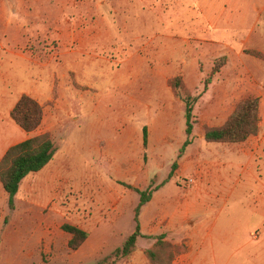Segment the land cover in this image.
<instances>
[{
    "label": "crops",
    "instance_id": "0c3cea01",
    "mask_svg": "<svg viewBox=\"0 0 264 264\" xmlns=\"http://www.w3.org/2000/svg\"><path fill=\"white\" fill-rule=\"evenodd\" d=\"M171 1L0 0V163L10 148L34 137L49 135L58 145L52 161L24 179L14 208L17 202L48 201L49 188L58 179L50 172L55 165L78 171V178L67 176L70 182L84 184L88 178L106 192L112 186L102 177L103 159L121 151L131 155L143 147L144 134L142 141L133 114L117 117L131 125L127 132H118L116 141L104 142L95 126L69 132L70 99L78 96L86 68L101 60L111 61L108 56L112 54L119 68L141 71L147 57L157 65L154 72L161 77L163 90L168 78L182 73L186 87L195 92L201 88L198 75L212 72L215 60L225 57L227 64L217 74L226 76L225 81L214 82L202 94L196 109L199 106L204 111L198 120L219 128L244 98L254 97L260 100L259 134L240 144L207 143L204 134L190 139L182 173L174 164L170 177L173 172L177 179L194 170L192 189L184 196L172 197L170 189L163 192L173 179L158 195L150 196L139 216L141 233L146 235L148 225L143 220L147 222L155 207L159 226L154 231L165 230L185 239L187 252L177 262L264 264V61L248 60L252 56L246 53L264 55V0ZM140 25L147 31L158 27V34L136 35ZM228 74L237 76V81H231ZM23 96L43 108L42 123L32 133L12 118ZM165 135L160 146L164 153ZM76 161L81 163L77 169ZM122 162H118L121 176L136 181L131 158ZM41 186L47 191L36 195ZM112 199L105 197L103 202ZM14 208L0 182V219ZM90 240L88 233L81 248Z\"/></svg>",
    "mask_w": 264,
    "mask_h": 264
},
{
    "label": "rangeland",
    "instance_id": "374dc122",
    "mask_svg": "<svg viewBox=\"0 0 264 264\" xmlns=\"http://www.w3.org/2000/svg\"><path fill=\"white\" fill-rule=\"evenodd\" d=\"M182 3H187V0H182ZM142 26L136 29V35L152 37L158 34V27L147 31ZM135 47H138L137 44ZM111 55L108 56L111 61L101 60L86 68L81 76L78 96L70 99L73 117L68 120L71 124L69 132L74 134L95 126L98 136L104 142L116 141L120 137L118 132H127L126 128L131 125L127 122L121 123L118 118L133 114V124L137 126L136 132L142 137V141L143 128H148L147 146L143 145L140 151L137 150L131 155L127 151H121L114 158L103 159L102 177L112 186L106 192L100 191L88 178L84 184L70 182L67 176L78 178V171L68 172L60 168L61 165H55L50 172L58 179L55 186L49 188L51 193L48 194V201L31 204L17 202L14 210H8L0 219V264H98L122 248L128 237L135 232V210L140 202L139 192H147L153 198L173 179L174 182L169 185L171 187H165L163 192L170 189L172 197L184 196L192 189L194 170L183 173L177 179L174 172L173 177L170 176L174 164L178 165L177 170L180 173L184 169L182 166L187 140L193 141L194 137L205 135L206 129L210 128L209 124L199 122L204 108L198 106L196 109V104L211 84L225 81L226 76L223 74L212 75L216 64L221 66V58L215 60L212 72L198 75L197 82L201 88L191 92L186 87L182 73L168 78L166 89L163 90L161 77L154 72L157 65L149 62L146 56V65L141 71H134L128 66L119 68L112 62L118 58ZM248 60L262 62L253 56ZM202 70L200 68L198 74ZM130 71L132 73L127 75L126 72ZM37 72L41 71L37 69ZM169 75L171 74H166V77ZM176 77H181L186 91L195 99L193 132L190 137L187 135L184 99L176 96L169 85L170 80ZM227 77L236 81L238 79L237 76L229 74ZM43 84L46 85L47 82L44 81ZM169 98L175 103L168 102ZM162 116L167 119H161L164 118ZM164 132L167 142L165 153L160 148ZM125 157L131 158L132 165L136 168L133 170L138 175L136 181L132 176L130 179L121 176L122 166L119 163ZM79 166L81 163L76 161L74 167L77 169ZM27 184L29 186L30 181ZM45 191L46 188L41 186L36 195L44 194ZM111 196L115 199L109 200L111 202L108 201V204L103 202V198ZM142 212L143 209L140 215ZM158 214L159 209L154 207L149 211L147 222L143 220L148 228L145 229L146 235L139 238L134 253L129 258H121L111 264H175L181 260L187 252L185 239L177 238L165 230L162 233L154 231L159 226ZM65 225L78 227L91 235L86 247L79 251L69 248L71 235L63 230ZM149 250L154 252V260L147 255ZM177 264H181V261Z\"/></svg>",
    "mask_w": 264,
    "mask_h": 264
},
{
    "label": "trees",
    "instance_id": "16d2710c",
    "mask_svg": "<svg viewBox=\"0 0 264 264\" xmlns=\"http://www.w3.org/2000/svg\"><path fill=\"white\" fill-rule=\"evenodd\" d=\"M259 60L264 61V55L257 51H247ZM221 66L213 69L212 75H217L220 69L226 65L227 58L220 59ZM176 96L182 97L186 108L187 135L191 136L193 132V103L195 99L186 91L181 77L171 79L169 82ZM259 109L260 100L254 97L244 98L236 107L234 113L228 121L219 128H208L205 131V140L207 143H225L240 144L249 140L251 137L259 134ZM13 120L27 133L37 130L43 120V108L34 99L23 96L16 108L12 112ZM148 133L144 129V145L147 146ZM189 140L185 146L189 145ZM58 151V145L49 135L31 138L19 145L9 149L0 163V182L8 195V204L11 209L14 208L15 198L18 194L21 184L26 177L31 174L41 172L53 159ZM140 202L135 210V232L128 237L124 246L117 249L107 258L98 262V264H111L121 259L129 258L135 251L139 238L142 237L139 215L143 206L150 201V195L147 192H139ZM63 230L71 235L69 248L72 251H78L88 239V233L84 230L65 225ZM150 259H155L153 251H147Z\"/></svg>",
    "mask_w": 264,
    "mask_h": 264
}]
</instances>
